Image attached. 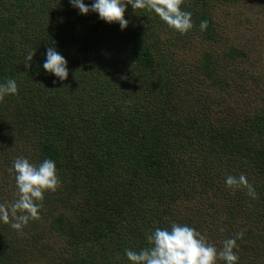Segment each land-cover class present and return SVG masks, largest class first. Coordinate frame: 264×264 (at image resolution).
<instances>
[{"label": "trees", "instance_id": "16d2710c", "mask_svg": "<svg viewBox=\"0 0 264 264\" xmlns=\"http://www.w3.org/2000/svg\"><path fill=\"white\" fill-rule=\"evenodd\" d=\"M242 2L264 13V0H183L194 26L181 34L130 4L121 30L69 0H0V83L14 78L19 90L0 101V204L17 199L10 168L18 156L54 160L61 180L22 231L0 222V264H129L124 249L149 246L146 233L173 221L197 228L217 249L243 232L240 264H264V99L245 100L254 112L234 113V84L214 51L196 66L199 79L189 66L180 73L158 41L164 30L186 46H225L210 11ZM53 44L68 61L62 82L38 67ZM35 48L27 70L26 50ZM223 58L229 68L249 60L236 47ZM196 80L215 91L208 84L194 91ZM240 81L259 92L264 80L244 69ZM240 174L255 200L226 186V176Z\"/></svg>", "mask_w": 264, "mask_h": 264}, {"label": "clouds", "instance_id": "9594fccd", "mask_svg": "<svg viewBox=\"0 0 264 264\" xmlns=\"http://www.w3.org/2000/svg\"><path fill=\"white\" fill-rule=\"evenodd\" d=\"M183 0H69L72 7L79 13L98 14L106 23H118L121 30L128 27L129 20L125 18L127 6L133 9H150L173 30L181 34L193 28L192 12L181 7ZM200 30L208 27V21L200 22ZM35 49L26 50L24 67L32 68ZM42 67L46 74H51L59 81H65L69 76L68 61L54 46L46 47ZM56 80H54V83ZM18 84L14 78H6L0 83V101L6 96L18 95ZM10 171L15 173L17 199L10 204H0V222L9 224L12 229L22 231L30 220L39 219L40 208L45 192H55L61 180L56 162L45 158L38 165L30 162L26 156L16 157ZM228 187L245 189L246 195L252 200L257 198L254 185L244 174L228 175L225 178ZM243 232L229 237L222 242V247L210 243L207 237L197 228L189 224L171 222L170 227H155L146 233L147 247L139 250L124 249V256L129 264H240L237 241L242 239Z\"/></svg>", "mask_w": 264, "mask_h": 264}, {"label": "rangeland", "instance_id": "374dc122", "mask_svg": "<svg viewBox=\"0 0 264 264\" xmlns=\"http://www.w3.org/2000/svg\"><path fill=\"white\" fill-rule=\"evenodd\" d=\"M24 5L25 13L23 15H31L32 11L28 9V5ZM262 10V7L256 3L242 2L233 6L223 5L221 3L217 4L211 9L210 16L214 24L220 29L223 41L227 40L225 46L222 43L213 46L203 43L200 40H196L186 46L184 42L178 41L177 39H174L172 42L171 34L162 30L161 34L158 35L160 53L163 56H167L168 54L175 56L174 59L178 61V64L180 63L178 66L180 73L186 72V66H189L200 79V71L196 66L202 64L204 57L209 55L210 51H214L213 56L218 57L220 60L218 65L224 72L225 78L230 79L234 84L233 91L230 94L232 99L235 96L237 97L235 102L238 104V109L234 113H244L245 111L248 112V110L254 112V107H247L244 102L247 99H251L253 100L252 103L257 105L260 103V100L264 99V81L261 84L262 90L260 89L259 92H254L250 82L240 81V75L242 70L248 69L262 76L264 80V13ZM229 47L245 49L249 60L239 66L233 65L229 68L228 65H225L226 61L223 58ZM187 75L184 74L181 78L185 79ZM184 84L186 85V82ZM204 84H208L206 89H209V87L213 88L214 86L211 81L203 82L202 84V82L196 80L193 86L194 91ZM212 91L214 92L215 88ZM219 112L220 110L216 115L221 114ZM221 118H224L223 115Z\"/></svg>", "mask_w": 264, "mask_h": 264}]
</instances>
